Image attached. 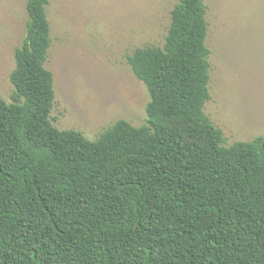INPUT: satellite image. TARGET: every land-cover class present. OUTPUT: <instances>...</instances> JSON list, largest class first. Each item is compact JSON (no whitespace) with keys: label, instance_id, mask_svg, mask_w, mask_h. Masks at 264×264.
Here are the masks:
<instances>
[{"label":"trees","instance_id":"1","mask_svg":"<svg viewBox=\"0 0 264 264\" xmlns=\"http://www.w3.org/2000/svg\"><path fill=\"white\" fill-rule=\"evenodd\" d=\"M50 0H28L11 102L0 95V264H264V136L226 145L211 99L205 0L128 61L148 122L91 140L51 120Z\"/></svg>","mask_w":264,"mask_h":264},{"label":"rangeland","instance_id":"2","mask_svg":"<svg viewBox=\"0 0 264 264\" xmlns=\"http://www.w3.org/2000/svg\"><path fill=\"white\" fill-rule=\"evenodd\" d=\"M28 0H0V95L13 100L16 49L26 37ZM178 0H50L55 79L51 120L91 140L119 119L148 122L150 93L128 56L161 46ZM211 99L205 112L226 145L264 136V0H205Z\"/></svg>","mask_w":264,"mask_h":264}]
</instances>
